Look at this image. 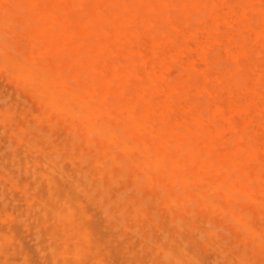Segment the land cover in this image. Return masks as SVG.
Returning <instances> with one entry per match:
<instances>
[{
    "label": "bare ground",
    "instance_id": "1",
    "mask_svg": "<svg viewBox=\"0 0 264 264\" xmlns=\"http://www.w3.org/2000/svg\"><path fill=\"white\" fill-rule=\"evenodd\" d=\"M253 18H256L257 22L252 24ZM14 24L21 26L18 25V28H21L19 31L26 38L20 39L25 38L24 41L13 38L17 27ZM21 42L24 46L20 45ZM0 70L15 82L14 85L19 83L23 90L28 89L41 103L45 113L33 114L36 120L34 124L45 119L49 122L48 127L55 126L56 123L52 119L54 116L55 120H60L61 126L68 125L72 132L66 145L65 141H62L63 145L58 143L60 138L56 142L50 138L53 142L51 143L47 139L49 135L43 137L44 134L41 135L40 130H37L39 134H36V137H39L42 143L33 141L30 135L21 136L15 129L31 133L29 121L25 124L28 126L18 125V118L12 120L14 117L12 118L11 114L14 112L15 115L16 110L8 108L10 112H7L8 109H0V121L3 122L0 123L3 127L5 125L17 143L22 142L23 147L20 150L22 149L26 158L21 159L24 158L26 164L30 161L34 164L40 163L39 160H42V167L43 162L49 167L46 169L48 171L41 170L37 174V170H31L34 177L40 176L42 182L44 181L46 194L35 198L33 194L22 189L27 203L21 208L24 209L28 205L34 209L37 213V224H50L46 226V233L52 242L49 240L45 253L51 251L54 262L60 260V264H85L89 260V264H104L101 252L104 253L105 249L100 251L101 245L92 237L87 227L90 223L85 225V220H88L85 217L89 215L85 209L89 211V208L94 206L92 202L98 207L101 206L100 208L103 207L105 214L116 221L119 220V213L123 214L124 220L137 218L144 224L140 229L141 235L149 229L148 224L154 225L153 212L142 209V206L146 205L143 202L147 201H138L136 204L132 201L134 198L131 200L127 197L128 194L125 196L132 188L128 191V187L124 185L127 191L123 189L125 193L122 203L118 201L122 198L121 194L117 193L115 198L110 195L105 197L102 187L110 188V184L115 181L113 177L123 173L132 178L131 187L141 189L145 186L149 189L150 195L144 196V199L152 198L153 203H160L165 205L166 209L169 208V223L174 224L173 230L164 228L160 244L155 241L156 238L153 241L152 235L150 236L157 250L160 249L162 254L166 255V260L157 256L155 252L159 253V250L154 251L155 247H146L152 249L156 264H202V256L208 257L207 255L215 252H210L213 246L214 250L219 246L217 250L220 253L230 260L232 257L238 264H255V258L264 264V228L250 221L251 216L257 221L261 218L264 220V0H0ZM31 111L33 110L30 109L29 112ZM29 117H26V121ZM10 121L15 122V127L9 124ZM5 128L1 131L4 132ZM33 129L35 130L34 127ZM44 133L46 135L48 131ZM75 139H81L89 147L94 144L95 149L86 151L87 149L79 148L74 151L71 148L73 144H70ZM10 140H4L10 142L5 146L7 149L15 142ZM110 147L119 151L120 156ZM10 149L9 151H14L11 147ZM5 150H2L3 153ZM33 150L34 154L31 153ZM95 152L97 154H94ZM11 153L9 152V155ZM36 154L40 156L36 158ZM55 156L80 162L74 169L80 172L79 175L84 173L81 176L86 174L89 182L80 180V177L75 178L78 176L72 177L71 170L68 168L66 171L62 167L66 161L62 165ZM98 156L109 160L111 166H103V160ZM14 161L12 162L15 163ZM84 161L89 162L85 168L82 165ZM26 164L23 166L27 167ZM116 164L117 169L113 167ZM10 165L7 166L11 167ZM2 166L4 165H1L0 171ZM31 167L35 168L33 165ZM4 172L5 170L0 174L5 175ZM54 172L64 179L68 178L69 185L66 183L67 187H59L58 181L56 183L52 175ZM123 175L121 176L124 180ZM104 176L108 178V183H104ZM1 181L3 180H0V183ZM116 182L118 183V180ZM8 184L10 186V182ZM12 185L13 182L10 187ZM8 189L4 188L6 194ZM4 190L1 186V193ZM96 190L99 192L97 195L93 193ZM17 192L12 194L15 196ZM78 192L92 201V205L84 209L80 200L83 196L79 194L77 197ZM17 196L23 198V194ZM84 200L86 202V199ZM1 202L3 204V201ZM88 204L90 203L84 205ZM98 209L91 211V214H99L100 212H96ZM186 211L190 215L186 214ZM156 213L158 214V211ZM12 214L7 213L9 216ZM91 214L89 216L92 217ZM101 214L103 215V212ZM214 214L229 222L227 231H231V237H235V244H240L235 253L226 243V238L224 240L223 237L225 243L223 240L214 241L218 238L215 235L219 228L214 229V233L211 227L200 229L193 223L195 217L203 215L208 218V221H205L208 224L204 225H211ZM1 215L0 217L3 216ZM103 217L107 219L106 215ZM7 220L9 222L11 219ZM21 221L26 224L20 219V225H23ZM33 221L35 222V219ZM93 221L94 219L90 222ZM10 222L12 227L18 220ZM112 224L117 225L115 222ZM213 224L211 226L215 228ZM119 225L126 227L124 223ZM119 227L114 229L120 231ZM14 228L12 227L13 231L16 230ZM23 228L22 230H28L26 226ZM154 228L155 226H152L153 230ZM194 229H200L207 234L205 237L201 235L206 244L212 246L210 251L208 248L207 254L205 246L199 247L198 240L192 237L198 245L196 246L195 242L192 244L188 234L189 240L186 233L182 234L183 231L192 233ZM6 232L8 233H0V250L3 245L12 244L10 240L13 232ZM174 232L178 233V236ZM22 234L19 233V236L22 237ZM132 234L136 236L134 240L126 238L127 235L125 238L139 242L141 238L136 240L137 233ZM149 234L152 233L147 232L142 237L143 240L141 239L145 244ZM131 235L129 238L133 237ZM14 237L16 238V234ZM45 238L46 236L43 239ZM189 242L192 246L195 245L194 248L198 247V254L203 255L195 254L194 248L190 251ZM230 243H233V240ZM14 244L11 245L13 254ZM21 245L24 246L22 242ZM128 245L129 243L124 246L129 249ZM141 246L144 247L142 244ZM38 247L37 245V252ZM137 252L135 254H138ZM2 253L7 254L5 250ZM41 254L38 253V256L45 255ZM23 256L25 259L21 260L23 263L20 261L21 264L28 261L27 256ZM142 256L141 253L139 257ZM147 256L149 258V254ZM107 257L109 256L106 255ZM209 257H214L212 264L225 259L219 257L222 259L218 260L215 254ZM4 259L0 261L5 264ZM118 259L121 260L122 257ZM142 259H146L145 256ZM8 262L6 261V264ZM16 263L19 264V261Z\"/></svg>",
    "mask_w": 264,
    "mask_h": 264
},
{
    "label": "rangeland",
    "instance_id": "2",
    "mask_svg": "<svg viewBox=\"0 0 264 264\" xmlns=\"http://www.w3.org/2000/svg\"><path fill=\"white\" fill-rule=\"evenodd\" d=\"M198 16V15H197ZM253 19H254V21H253ZM251 21V23L253 24L254 22L256 23L257 22V20H255L256 18H253ZM14 25H17V24H14ZM19 25V24H18ZM17 25V27H15V30H14V32L16 31V33L15 34H13L12 36H13V38H17L19 41H21V40H25V38H26V36L21 32V31H19L21 28H18L19 26ZM21 27V26H20ZM14 32H12V33H14ZM18 33V34H17ZM20 33V34H19ZM22 33V34H21ZM246 33L244 32V37L246 36L245 35ZM20 35V36H19ZM20 37H25V38H21L20 39ZM23 45V42H21L20 43V45ZM25 44V43H24ZM24 46V45H23ZM1 74H4V75H1ZM0 107H2V108H0V109H4L3 111H6L8 108L9 109H14V110H16L15 111V115H14V112H11V114H12V120H14L15 118L17 119H15L16 120V122H17V124L18 125H22V126H28V125H30V126H28V127H32V128H30V130H31V133H28L27 131H26V133L25 132H22V131H20L21 132V134H20V132H19V130L20 129H18V128H15L16 129V132L19 134V135H21V136H24V135H26V136H29L30 135V138L32 137L33 139V141H39L40 143H42V141L41 140H39L37 137H36V134H39L38 132H37V130H40L41 132H40V134L41 135H43V137H47L48 135V137H47V139L51 142V139L50 138H52V140L53 141H55L56 142V140L57 139H61V140H57L58 141V143L59 144H61V145H63V142L62 141H65L64 143H65V145H66V143L69 141V138L71 137V130H70V128H69V126L68 125H66V124H63L62 126H61V122H60V120H57V122H56V120H55V117L53 116L52 117V119L55 121V123H56V125L55 126H51L52 127V129H49V128H51L50 126L48 127V123L49 122H47L45 119L42 121V122H38V123H36V124H34L35 122L34 121H36L35 120V117H34V115L33 114H37V112L40 114V115H43L44 113H45V110L44 109H42L43 107H42V105H41V103L39 102V101H37L36 100V98H34L35 96L28 90V89H26L25 87H23V88H25L24 90L20 87V84L19 83H16L17 85H14V81L12 80V79H10L8 76H7V74L3 71V70H0ZM5 80V81H4ZM4 81V82H3ZM5 83V84H4ZM3 86H5V87H3ZM2 90H3V92H2ZM12 90V92L10 93V91ZM17 90V91H16ZM7 92H9V94L7 93ZM17 92H19V94L17 93ZM16 93H17V95H18V97H16ZM6 94V95H5ZM8 95V96H7ZM3 96V97H2ZM8 97V98H7ZM11 99H10V98ZM20 97V98H19ZM22 97H24V98H22ZM26 98V99H25ZM31 98H34V99H31ZM26 100V101H25ZM27 102L28 101V103H25V102ZM8 102H10V103H8ZM16 102H18L17 104H14V103H16ZM29 103H30V105H29ZM5 104V105H4ZM8 107H7V106ZM14 105V106H13ZM15 105H16V107H15ZM20 105H24V106H21L20 107ZM27 106V107H26ZM29 106V107H28ZM27 108V109H26ZM29 108V109H28ZM8 109V111L7 112H10V110ZM20 109V110H19ZM30 109L31 110H33V111H31V112H29L30 111ZM40 109H42V110H40ZM14 110H11V111H14ZM26 111V113H25V111ZM22 111V112H21ZM41 111H43V112H41ZM23 112H24V114H23ZM22 115H24V116H22ZM28 116H30V117H32V118H28V120L26 121V117H28ZM52 116V115H51ZM21 117H23V118H21ZM11 120V121H12ZM10 121V123L9 124H11V126L12 127H15V125H14V123L15 122H11ZM28 121H29V123H28ZM1 122V121H0ZM28 123V125H25V124H27ZM32 124H31V123ZM34 122V123H33ZM1 123H3V122H1ZM0 123V149H4L5 150V146H8L9 145V143L10 142H8L7 143V141H4V140H10V139H12V138H14L13 136H10L11 134L8 132V130H7V128H5V125H4V127H3V124H1ZM60 125V127H59V125ZM49 125H51V124H49ZM2 126V127H1ZM17 126V125H16ZM35 126H37V127H35ZM63 126H66V127H63ZM33 127L35 128V130L33 129ZM38 127H40V128H38ZM4 128H5V131L3 132V131H1V130H4ZM18 129V130H17ZM69 130L68 132L67 131H65V130ZM33 130V131H32ZM59 130H61V131H59ZM46 132L47 133V131H48V134H46L45 135V133L44 132ZM52 134V135H50V133ZM16 133V134H17ZM23 133V134H22ZM43 133V134H42ZM68 133V134H67ZM55 134V135H54ZM65 134H67L68 136L66 137L65 136ZM4 135H5V137H4ZM19 135H17L18 137H20ZM35 135V136H34ZM6 136L8 137L7 139H6ZM51 136H53V137H55V138H53V137H51ZM57 136V137H56ZM10 137V138H9ZM35 137H36V139H35ZM3 139V140H2ZM11 142H14V143H11L10 144V146H9V149H7L6 148V150L5 151H7V152H5L4 151V153H6L5 155H4V153H3V151L2 150H0V152L4 155H2L1 153H0V167H1V165H4V166H6V167H9V166H7L8 164H11L10 166L11 167H9V168H4V166H2V170L0 171L1 173H3V170H5V175L4 174H0V180H3V181H1V183H0V185L2 186V190H4V188L6 189H8V188H10V189H8L7 190V192L9 193L10 191V194H6V190H4V192L2 191V193H1V191H0V197L3 199V198H5V197H7L6 199H1L0 198V203H1V205H0V209H1V212H0V215L2 216V217H0V223L2 224V225H0L1 227H0V233L1 232H3V233H8V232H6L7 230H9V231H12L13 232V236L11 235V233L12 232H10L9 234L12 236L11 237V239L12 240H10L11 242H12V244H14V243H16V244H14V249H13V251H15V254H13V252H12V244L11 243H9V244H7V245H3V248H1V250L0 251H2V252H4V250L6 251V253L7 254H5V253H0L2 256H1V258H0V260L2 261V258L4 259V262H5V264H6V261L8 262V264H13V262H15V264H18V263H16L17 261H19V264H21V260H24L25 258H24V256L23 255H25V256H27V259L26 260H28L27 262H30V264H60V260H58V262H54L53 261V255H51L52 253H50L49 252V250L45 253V251L48 249V243H49V237H48V235H47V233H46V231L48 230V228L46 227V226H49L50 224L48 223L46 226L44 225V224H42V223H38L37 224V220H36V214L37 213H35V210L34 209H32L31 207H29L28 205V207L26 208L27 210H25V208L23 209V208H21V207H24L25 205H26V203H27V201H26V199H25V195H24V192H23V190H26L27 192H30L31 194H33L34 195V197L36 198V197H42V196H44L45 194H46V190L44 189V188H46L45 187V183H44V181L42 182V179H41V177L39 178L38 176H35L34 177V173L31 171L32 169H35V170H37V172H35V174H37L38 173V171H41V170H43V171H48V170H46V169H49V167L43 162V167H42V160H39L40 161V163H33V162H28L27 164H26V162H25V160H24V158H26L25 157V155L23 154L24 152L22 151V149L20 150V148H22L23 147V145H22V142H16V140H15V138L14 139H12V140H10ZM51 143H53V142H51ZM71 143V142H70ZM69 143V144H70ZM86 144V142H84V141H82L81 139H80V141H79V139H75V141H73L71 144H70V146L72 145V149H74V151H77L79 148L80 149H84V150H86V151H91V149H95V148H93V147H95V146H91V147H89V145H85ZM5 144V145H4ZM7 144V145H6ZM12 144L14 145V146H12ZM46 146H48L46 143H44ZM18 145V146H17ZM22 145V146H21ZM15 146H16V148H15ZM21 146V147H20ZM3 147V148H2ZM10 147L12 148V150H14V151H9V150H11L10 149ZM74 147V148H73ZM78 147V148H77ZM19 149V150H15V149ZM89 149V150H88ZM110 149L112 150V151H116L117 153V155L118 156H120V152L119 151H117L115 148H113V147H110ZM16 151V152H15ZM17 151H18V153H17ZM19 151H20V153H19ZM73 151V152H74ZM9 152H12L10 155H9ZM14 152V153H13ZM17 153V154H16ZM32 154H34L35 152H34V150L31 152ZM13 154V155H12ZM19 154V155H18ZM20 154H23V155H20ZM94 154H97L96 152L94 153ZM16 155V156H15ZM40 155H38V154H36V158L37 157H39ZM13 157V158H12ZM18 158L17 160H16V158ZM22 157H24L23 159H21ZM28 157V156H27ZM99 157V159L100 160H103L102 159V157H100V156H98ZM29 158V157H28ZM54 158H56V160L58 161V160H60V161H62V162H60L59 161V163L60 164H62L63 165V163L66 161V163H64V165L62 166L63 167V169H65L66 171L67 170H71V172H70V174H72V177H75V176H78V177H75V178H79L80 177V180H82V181H86V182H89V179H88V177H87V175L85 174V176H81V174L79 175V171H76L75 169H74V167H75V165L76 164H79V163H77L78 161H73L71 158H67L68 160H66L65 158V160H63V159H61L59 156H55ZM39 159V158H38ZM2 160V161H1ZM11 160V162H8V161H10ZM13 160H15L14 162L15 163H13L12 161ZM26 164V166L27 167H25V166H23V164H21L22 163V161ZM70 160H72V161H70ZM4 161V162H3ZM21 161V162H20ZM105 161H106V163H105ZM8 162V163H7ZM16 162H18L19 164H17ZM69 162H71V163H69ZM2 163V164H1ZM5 163H7V164H5ZM31 163V164H30ZM83 163V162H82ZM81 163V164H82ZM103 164V166L104 165H106L107 166V164L109 165L110 164V166H111V163H110V161L109 160H103V162H102ZM65 164H66V166L67 167H65ZM72 164V165H71ZM80 164V165H81ZM85 164V165H84ZM84 164H82L83 165V168H85V167H87L88 165H89V162L88 161H84ZM13 165V166H12ZM20 165H22V166H20ZM35 166V168H30V166ZM81 165V166H82ZM17 166V167H16ZM18 166H20V167H18ZM71 166V167H70ZM115 169H117V167H118V165L116 164V165H114L113 166ZM4 168V169H3ZM16 168V169H15ZM19 168L22 170H19ZM67 168V169H66ZM69 168V169H68ZM25 169H27V170H25ZM8 170H9V172H8ZM30 170V171H29ZM17 171V172H16ZM19 171V172H18ZM26 171H27V173H26ZM75 171L78 173H75ZM16 172V173H15ZM22 172H24V173H26V174H24V173H22ZM69 172V171H68ZM11 173H14L13 175L11 174ZM18 173H20V175H17L16 176V174H18ZM56 174H57V172H54V173H52V175H53V177H54V179L56 180V183H57V181H58V184L57 185H59V187L61 186V187H67L68 185H69V179L67 178H65L64 179V177H60L59 176V174H57V176H56ZM82 175H84V173L82 174ZM121 175H123V173L121 174ZM116 176V177H113V178H115L112 182V184H110V188L112 189H110V188H104V187H102V189H103V193L105 194V197H108L109 195H110V197L111 198H115L116 196H117V193L118 194H121L120 195V197H122V198H120V199H118V201H120V203H122V201H124V191H123V189L125 190V191H129V189H131L129 192H126L125 194V196H127V194H128V196L127 197H129L130 199L132 198H134L135 200H132L134 203H136L137 204V202L139 201H141L140 203H142L143 201H147V202H143V204H145L146 203V205H143V204H141V205H143L142 206V209L144 208L145 209V211L146 212H155V211H152V210H156V212L158 211V214L155 212V215L156 216H154V214L152 213V215H153V218H154V225H150V224H148V227H149V229L151 230H149V229H146L145 231H143L142 232V235H141V231H140V229L141 228H143L144 227V224L142 225V223L141 222H139L138 221V219L137 218H133V219H126V220H124V218H123V214H121V213H119V215H117L118 216V218H119V220H117V221H119L118 223L119 224H121V223H124L125 225H126V227L124 228L122 225V227H119L120 225L117 223V221H116V219H113V217H111V216H108V214H105V212H104V209H102V208H100L101 206H99L98 207V205L97 204H95V203H93L92 201H90L89 199H87L82 193H79L78 192V194H77V197H78V195L80 194L81 196H83V197H81L82 199H80V200H82L81 202H83L82 204H83V206H84V209H85V207L86 208H88L90 205H94V206H91L89 209V211H87V209H85V211H86V213L88 214L89 213V215L91 214V211L93 212V211H95L96 209H98L96 212H100L99 214H91L92 215V217L91 216H89V215H87L86 217H85V219L87 218L88 220H85V225H87V224H89V226L87 225V227L89 228V230L91 231V233H92V237H95V239H96V242H99V244L101 245V248H100V251H104V249H105V251H104V253H106V255L107 256H109L110 257V259H107V258H109V257H107L106 258V255H104V253L103 252H101L102 253V258L104 259L103 261V263L104 264H156V262H154V259H153V257H152V249L151 248H146V247H149V246H153L152 248H154L155 247V243L153 242L154 240H155V238H156V240L155 241H157L158 242V244H160V241H161V236H163V234H164V228H167V227H169V229L171 230H173V228H172V226L174 225H172L171 223H169L170 222V217H169V208H167L166 209V207H165V205H162V204H160V203H153L152 202V198H148V200H146V199H144V196H148V195H150V191H149V189L147 188L146 189V187L145 186H143L141 189H138L136 186H134V187H131V185H132V182H131V180H132V178H130V176H126L125 174V177H124V180H123V177L122 176ZM123 175V176H124ZM4 176V177H3ZM55 177H57V178H55ZM83 179H82V178ZM120 177H122V179L120 178ZM10 178V179H9ZM86 178V179H85ZM116 178H118V179H116ZM7 179V181H5ZM12 179V180H11ZM58 179V180H57ZM108 178L106 177V176H104V183H108V180H107ZM62 180V181H61ZM118 180V183L116 182ZM126 180V181H125ZM10 182V186H11V184H12V182H13V185H12V187H10L9 186V182ZM66 181V182H65ZM3 182V183H2ZM15 182V183H14ZM116 182V183H115ZM120 182V183H119ZM7 185H6V184ZM44 183V184H43ZM68 185H67V184ZM100 183H102V182H100ZM99 183V184H100ZM120 184V185H119ZM3 185H5V186H7V187H5V186H3ZM15 185V186H14ZM27 187H26V186ZM116 186V188H115V186ZM124 185H126L127 187H128V189H127V187H125ZM1 186H0V189H1ZM4 187V188H3ZM136 188V189H135ZM12 189H14L13 190V192L14 191H18L17 193H15L16 195L14 196V194H12L13 192H12ZM23 189V190H22ZM114 189V190H113ZM127 189V190H126ZM143 189H145V191H142ZM134 190V191H133ZM137 190V191H136ZM21 191V192H20ZM94 191V190H93ZM108 191V192H107ZM119 191L121 192V193H119ZM133 191V192H132ZM140 191H142L141 193H140ZM107 192V193H106ZM110 192H112L111 194H110ZM134 192H138V193H134ZM3 193H5L7 196H5V194H4V197H3ZM93 193H95L96 195L99 193L97 190L95 191V192H93ZM12 194V195H11ZM17 194L18 195H21L22 196V194H23V198H21L20 196H17ZM123 195V196H122ZM139 195V196H138ZM9 196H13L12 198L10 197L9 198ZM80 197V196H79ZM13 198H16V199H13ZM23 199V200H21V199ZM145 198H147V197H145ZM10 199V200H9ZM11 199H12V201H11ZM18 199H19V202H18ZM84 199H86V202L89 200V202H87V203H90V204H88V205H84V204H87L86 202H85V200ZM8 200V202H6ZM84 200V201H83ZM143 200V201H142ZM219 200H221V199H219ZM1 201H3V204H4V202H5V204L3 205L2 204V202ZM18 202V203H15V202ZM13 202V203H12ZM34 203L36 202V200H34L33 201ZM91 202H92V204H91ZM138 202V203H139ZM219 202H221V201H219ZM6 203H8L10 206H8V204L6 205ZM11 203V204H10ZM16 204V205H15ZM18 204H20V205H18ZM6 205V206H5ZM20 206V209L18 208V206ZM139 205V204H138ZM162 205V206H161ZM1 206H3L2 208L4 209H2L1 208ZM13 206V207H12ZM17 206V207H16ZM98 208H97V207ZM192 206V204H190V207ZM193 206H194V204H193ZM95 208V210L93 209V208ZM140 207V206H139ZM12 208L13 209H19V210H12ZM33 210V211H31V209ZM147 208H148V210L149 211H147ZM12 211H11V210ZM24 211H23V210ZM28 209H30V210H28ZM150 209H152V210H150ZM161 210H162V212H161ZM164 210V211H163ZM8 211V212H7ZM18 211V213H16ZM20 211H22V212H24L23 213V215H22V212H20ZM14 212V214L16 215V216H18V214L20 215V216H18V218L14 215V214H12ZM21 214H20V213ZM29 212H33L32 214L31 213H29L30 214V216H28V213ZM96 212H94V213H96ZM103 212V215L105 216L106 215V218L107 219H105V217H103V215L101 214ZM7 213L9 214H12L11 216H9V215H7ZM165 213V214H164ZM164 214V215H163ZM186 214H188V215H190V213H188V211H186ZM22 215V216H21ZM25 215V216H24ZM93 215H96V216H93ZM135 215V214H134ZM157 215H158V217H157ZM161 215H163V216H161ZM166 215H168V217L166 216ZM119 216H121V217H119ZM203 216V215H202ZM197 216V217H195L194 219H193V223H195L200 229H203V228H210L211 227V229H218L216 232H217V235H215V237L216 236H218V238L216 239L215 238V240L214 241H218V240H223V237H224V240H225V238L227 239V241H226V243L228 244V245H230L231 247H232V249L233 250H235L234 251V253L236 252V251H238V248H240V244H235V243H237L235 240V237H231V231H227V227L229 226V222L227 223V222H225V220H224V217H222V216H219V217H217L218 215H212V216H214V217H212L211 219L213 220L212 222L215 224H213V223H211V225L213 224L214 226H215V228L213 227L212 228V226L209 224L208 226L207 225H204V223L205 224H208V222H205V221H208V218L206 217V216ZM14 217H15V219H14ZM135 217H136V215H135ZM163 217H165V218H163ZM202 217V218H201ZM2 218V219H1ZM7 218L9 219H11V220H9V222H8V220H7ZM24 218V219H23ZM94 219V221L93 222H90V221H92L93 219ZM97 218H100V220L99 219H97ZM110 218H112L111 219V221H107V220H110ZM163 218V219H162ZM169 218V219H168ZM251 218V220L250 221H253L254 223H258L257 225H260L262 228H264V220H263V218H261L262 219V221H261V219H258V221H257V219H255V218H252V216L250 217ZM20 219L21 220H24L25 221V223L27 224H24V222L23 221H21V224H23V225H20ZM32 219V220H31ZM33 219H35V222L33 221ZM166 219H168V220H166ZM254 219H255V221H254ZM5 220H6V223H5ZM16 220H18V223L17 222H15ZM29 220V221H28ZM31 220V221H30ZM106 221V222H108V223H104L103 221ZM146 220L147 219H145V222H146ZM160 220H161V222H160ZM10 221H13V222H15V223H13V225H12V227L14 228V229H16L19 233H20V235L22 234V233H24V234H22V237L21 236H19V233L15 230V231H13L12 230V227H11V224H12V222H10ZM28 221V222H27ZM97 221V222H96ZM130 221V222H129ZM199 221H200V223H199ZM224 221V222H223ZM86 222H88V223H86ZM101 222H103V224H101ZM112 222H115L117 225H113L112 224ZM203 222V223H202ZM111 223V224H110ZM138 223H140L139 225H138ZM163 223H164V225H163ZM169 223V224H168ZM209 223H210V221H209ZM223 223H225V224H223ZM227 223V224H226ZM9 224V225H8ZM19 226H18V225ZM107 224H109V228L107 227V225L105 226V225ZM157 224V225H156ZM158 224H160V226H158ZM162 224V225H161ZM15 225H17L18 226V228H17V226H15ZM29 225V226H28ZM99 225H100V228H99ZM135 225H137V226H135ZM218 225H222L221 227H219ZM6 226H7V229L5 230V228H6ZM23 226H26V228L28 229V230H22V229H24L23 228ZM113 226V227H112ZM133 226V227H132ZM152 226H155V228H154V230L152 229ZM218 226V227H217ZM20 227V228H19ZM22 227V228H21ZM106 227V228H105ZM116 227V228H115ZM118 227H119V229H120V231L119 230H115V229H118ZM131 227V228H130ZM136 227V228H135ZM151 227V228H150ZM171 227V228H170ZM217 227V228H216ZM226 228V229H224V228ZM25 228V229H26ZM107 228L109 229V230H107ZM115 228V229H114ZM159 228H160V231H159ZM161 228H162V230H161ZM38 230L37 232H36V230ZM136 229L138 230V231H136ZM198 230L197 231V229H194L193 231H192V233H188L187 231H183V235L186 233V238H190L191 240L190 241H192V244H194V242L196 243V241H195V239L196 240H198L197 241V243H198V245H199V247L202 245V247L203 246H205V249H206V253L204 252V250L203 251H201V252H204L205 254H207V252H209L210 251V249L212 248V246L209 244V245H207L206 244V240L204 239V237L205 236H207V234L205 233V232H201V230ZM222 229V230H221ZM135 230V231H134ZM143 230V229H142ZM147 230H149V231H147ZM166 230V229H165ZM5 231V232H4ZM23 231V232H22ZM28 231V232H27ZM35 231V233L33 234V232ZM95 231V232H94ZM100 231V232H99ZM104 231V232H103ZM131 231H132V233H137V239L136 240H139L138 239V237H140L142 240H143V236L144 235H146L147 234V232L149 233H152V234H149V235H147L148 237V240H147V244H145V242L144 241H142L141 239V242H143V243H141L140 242V240H139V242H135V241H129L130 239L131 240H134L135 239V237H134V234H132L131 233ZM224 231H225V233H224ZM14 232H16L15 234H16V238L14 237ZM124 232H126V233H124ZM158 232V233H157ZM162 232V233H161ZM197 232V233H196ZM215 232V230H214V233H216ZM228 234H227V233ZM235 232V231H234ZM237 232V231H236ZM128 233V234H127ZM140 233V234H139ZM175 233V232H174ZM195 233V234H194ZM200 234V236H199V234ZM31 234H33V235H31ZM102 234H104V235H102ZM117 234H119V235H117ZM133 235V237H130L129 238V235ZM176 234V236H178V233H175ZM204 234H206V235H204ZM38 235V237H36ZM115 235H117L116 237H113V236H115ZM120 235H122L121 237L123 238H121L120 237ZM123 235H124V237H123ZM128 236V237H126V238H128V239H126L125 238V236ZM131 235V236H132ZM136 235V234H135ZM141 235V236H140ZM152 235V236H151ZM197 235V236H196ZM201 235H203L202 237H201ZM33 236V237H32ZM46 236V238H45V240L43 239L44 237ZM112 236V237H111ZM153 238L152 240H151V237ZM185 236H182L183 238H185ZM219 236H220V238H219ZM222 236V237H221ZM229 236V237H228ZM192 237H194L193 239H192ZM198 237H200V239H202V240H200ZM208 237H210V236H208ZM228 237V238H227ZM14 238L16 239V240H14ZM33 238V239H32ZM109 238H111L110 239V241L108 240ZM121 238V240H119ZM189 238H188V240H189ZM0 239H2L1 237H0ZM38 239V240H37ZM41 239V240H40ZM115 239V240H114ZM150 239V240H149ZM163 239V238H162ZM204 239V240H203ZM212 239V238H211ZM14 240V241H13ZM18 240V241H17ZM23 240V241H22ZM35 240V241H34ZM37 240V241H36ZM106 240V241H105ZM113 240V241H112ZM117 240H118V242H117ZM127 240V241H126ZM180 241H182L181 240V238L179 239ZM223 240V241H224ZM229 240V241H228ZM232 240H233V243H230V242H232ZM16 241V242H15ZM43 241H45V242H43ZM51 242H52V240H50ZM104 241V242H103ZM120 241H122V243H120ZM149 241V242H148ZM14 242V243H13ZM20 242V243H19ZM21 242L23 243V245L24 246H26V247H24V246H20V244H21ZM108 244H107V243ZM129 243V249H127L124 245H126L127 246V243ZM130 242H131V244H130ZM153 242V243H152ZM156 242V243H157ZM205 242V243H204ZM7 243V242H6ZM17 243H19V246H20V248H18L19 246H18V244ZM38 243H41V244H38ZM46 243V244H45ZM112 243V244H111ZM135 243H138V244H135ZM148 243H150V244H148ZM191 242H189V245H190V247L188 246V248H190V251L194 248L193 246H198L197 245V243L195 244V245H191L190 244ZM224 243H225V241H224ZM5 244V243H4ZM11 244V245H10ZM43 244V245H42ZM133 244H135L134 245V249H133ZM141 244L147 249V251H146V249L144 248V247H142L141 246ZM234 244V246H232ZM35 245H36V247H37V245L40 247H38V252H37V248L35 247ZM138 245H140L139 247H136V246H138ZM148 245V246H147ZM239 245V246H238ZM44 246V247H43ZM102 246H104V247H102ZM124 246V247H123ZM192 246V247H191ZM207 246V247H206ZM217 246V245H216ZM5 247V248H4ZM34 247V248H33ZM130 247H132V249L130 248ZM136 247V248H135ZM159 247L161 248V246L159 245ZM211 247V248H210ZM233 247H236L237 249H235V248H233ZM106 248H107V251H108V253H107V251H106ZM137 248H140V250H142L141 248H144L141 252H139L140 250L139 249H137ZM198 248V247H197ZM197 248H194V250H193V252L195 251V254H198V250H197ZM208 248H209V251H207L208 250ZM219 248V246L217 247V248H215V250H214V246H213V248L211 249V251L210 252H212V251H215V252H212V253H214L215 254V256L217 255V258L216 259H224V260H220L218 263H220V262H222V264H225V262H228V263H226V264H229V258H227L226 256H224L222 253H220L217 249ZM19 249H21V250H19ZM32 249V250H31ZM114 249V250H113ZM130 252H128L127 250ZM204 249V248H203ZM124 250H125V252H124ZM154 250V249H153ZM159 250V253L161 254V255H163L162 254V252H161V250L160 249H158ZM157 250V248L155 247V250L154 251H158ZM189 250V249H188ZM196 250L198 251V252H196ZM9 251H11L12 252V255L10 254L11 252H9ZM131 251L133 252V253H131ZM138 251V252H137ZM144 251V252H143ZM153 251V252H154ZM42 252H44V253H42ZM128 252V253H127ZM138 253V254H135V253ZM18 253H19V255H18ZM29 253V254H28ZM38 253L39 254H45L44 256L42 255V257L39 255L38 256ZM117 253V254H116ZM125 253V254H124ZM141 253H142V257H139L140 255H141ZM144 253L145 254H149V258H147L148 256V254L147 255H144ZM156 254H157V256L161 259V260H163V258L166 260V255H163V256H161L158 252H155ZM212 253H208L209 255H207L208 257H205V255H204V257L202 256L203 254L202 253H199V254H202L201 256H202V258L203 259H205V260H203L201 257V262H202V264L204 263V264H206V262H207V264H212V263H214V262H211V260H213L214 259V257H212V258H210L209 256H212V255H214V254H212ZM233 253V254H234ZM10 254V255H9ZM35 254H37V256L38 257H36V255ZM118 254H119V256H118ZM126 254H128L126 257H125V255ZM198 254V255H199ZM212 254V255H211ZM5 255H7V256H5ZM15 255H17L16 257H15ZM51 255V256H50ZM117 255V256H116ZM121 255V256H120ZM221 255V256H220ZM23 256V257H22ZM32 256V257H31ZM104 256V257H103ZM145 256V258L146 259H142L143 257ZM151 256V257H150ZM200 256V255H199ZM10 257H12V258H10ZM20 257H22V258H20ZM53 257V258H52ZM57 257V256H56ZM122 257V259L123 260H126V261H122V259L120 260V259H118V258H121ZM198 257V256H197ZM219 257H222V258H219ZM199 258V257H198ZM199 258V259H200ZM208 260H207V259ZM210 258V259H209ZM17 259H19V260H17ZM60 259V258H59ZM12 260V261H11ZM13 260H16V261H13ZM91 260V259H90ZM105 260H107L108 262H106ZM110 260V261H109ZM113 260H114V262H113ZM117 260V261H116ZM148 260H150L149 262H148ZM231 260H233V258L231 257ZM231 260H230V264H238L236 261H234L233 260V262H231ZM1 261H0V264H4V263H1ZM10 261H11V263H10ZM21 261V262H20ZM47 261V262H46ZM112 261V262H111ZM120 261H122V262H120ZM145 261V262H144ZM200 261V260H199ZM214 261V260H213ZM27 262H25L24 261V264H26ZM235 262V263H234ZM254 262H256L255 264H263L262 262H260L259 260H257L256 258H255V260H254ZM23 263V262H22ZM217 262H216V264H218ZM28 264V263H27ZM85 264H89V260L87 261V263H85ZM221 264V263H220Z\"/></svg>",
    "mask_w": 264,
    "mask_h": 264
}]
</instances>
